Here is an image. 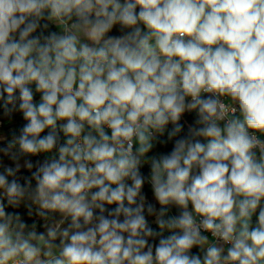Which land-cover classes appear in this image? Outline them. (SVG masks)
<instances>
[{
	"label": "clouds",
	"instance_id": "1",
	"mask_svg": "<svg viewBox=\"0 0 264 264\" xmlns=\"http://www.w3.org/2000/svg\"><path fill=\"white\" fill-rule=\"evenodd\" d=\"M17 115L0 264H264V0H0Z\"/></svg>",
	"mask_w": 264,
	"mask_h": 264
},
{
	"label": "trees",
	"instance_id": "2",
	"mask_svg": "<svg viewBox=\"0 0 264 264\" xmlns=\"http://www.w3.org/2000/svg\"><path fill=\"white\" fill-rule=\"evenodd\" d=\"M186 119L191 120V117H186ZM11 121H13L12 124H13V126L15 127L14 129H18V128L22 125V123H23L22 119H21L18 115H17L13 120H11ZM0 129H4L5 132H6L9 136L11 135V131H12L11 128H9V127H7V126H4L3 128H0ZM170 147H171V145L169 144L167 147H164V148H158L157 151H167V150L170 149ZM141 171H142L145 175H147L148 172H149V167H148L147 165H145L144 167H142ZM25 174H27V173H25ZM144 192H145V194H146L147 199L149 200V202H153V203H154V202H155V201H154V197L152 196L151 190H150V188H149L148 186L145 187ZM173 212H175V209H173ZM150 225H151L153 228H156L155 223H154L151 219H150ZM165 234H167V233H165Z\"/></svg>",
	"mask_w": 264,
	"mask_h": 264
},
{
	"label": "rangeland",
	"instance_id": "3",
	"mask_svg": "<svg viewBox=\"0 0 264 264\" xmlns=\"http://www.w3.org/2000/svg\"><path fill=\"white\" fill-rule=\"evenodd\" d=\"M12 123H13V121L4 120L3 124H2V126H0V128L7 126V127L11 128L12 130H14L15 127L13 126ZM0 135H5V136H8L10 138V136L5 132L4 129H0Z\"/></svg>",
	"mask_w": 264,
	"mask_h": 264
}]
</instances>
